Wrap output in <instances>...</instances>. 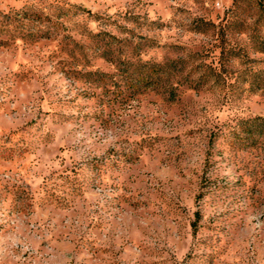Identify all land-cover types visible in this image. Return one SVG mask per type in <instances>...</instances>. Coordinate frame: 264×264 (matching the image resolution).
Returning a JSON list of instances; mask_svg holds the SVG:
<instances>
[{
    "label": "rangeland",
    "instance_id": "1",
    "mask_svg": "<svg viewBox=\"0 0 264 264\" xmlns=\"http://www.w3.org/2000/svg\"><path fill=\"white\" fill-rule=\"evenodd\" d=\"M0 264H264V0H0Z\"/></svg>",
    "mask_w": 264,
    "mask_h": 264
}]
</instances>
